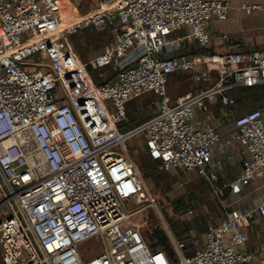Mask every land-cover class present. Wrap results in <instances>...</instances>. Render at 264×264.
<instances>
[{
	"label": "built area",
	"instance_id": "built-area-1",
	"mask_svg": "<svg viewBox=\"0 0 264 264\" xmlns=\"http://www.w3.org/2000/svg\"><path fill=\"white\" fill-rule=\"evenodd\" d=\"M228 8L224 0H99L80 15L65 0H0V264L252 260L241 250L244 226L264 216V201L246 210L221 202L223 219L207 225L190 255L172 236V254L151 247L131 220L142 207L163 210L127 149L141 134L142 151L163 171L194 172L218 198L264 176V106L235 117L221 111L218 125L206 121L210 104L235 109L233 89L264 85V48L182 52L185 40L206 46V22L225 20ZM240 9L264 17V1ZM86 28L111 37L82 61L70 37ZM185 73L210 85L172 98L169 76ZM148 93L151 115L125 128L127 105ZM235 164L240 174L219 184ZM128 202L138 207L130 211Z\"/></svg>",
	"mask_w": 264,
	"mask_h": 264
},
{
	"label": "rangeland",
	"instance_id": "rangeland-1",
	"mask_svg": "<svg viewBox=\"0 0 264 264\" xmlns=\"http://www.w3.org/2000/svg\"><path fill=\"white\" fill-rule=\"evenodd\" d=\"M65 2L69 7H74L80 15L99 4V0H65ZM83 35L85 34L82 33L72 37L71 43L77 46V54L80 59L87 61L101 51L108 38L106 34L93 35L90 36L91 39L87 42ZM90 72L93 80L102 82L97 77L96 70H90ZM190 75L191 73H185L184 75L171 74L167 84L169 95L175 97L191 90L194 85L190 84ZM207 85L209 86L210 84L203 83L200 87L197 85L194 89L198 90ZM244 95L242 91H236L232 95L236 103V107L232 112L228 107L223 109L218 104H210L208 114L211 115L210 113H212L214 114L213 117L216 118L219 112L226 111L227 113H232L235 117L253 108L264 106V88L259 91V100L255 104H250L248 100L243 99ZM151 98V94H144L127 105L128 121L124 124L125 128L133 127L151 115ZM132 117L136 118V120L130 122ZM143 140L144 135L141 134L127 142V149L139 168L140 165H144V163H141L144 154L142 151ZM144 167L145 169H140H142L146 187L164 205V208L161 213H157L149 207H142L141 211L131 216V220L142 225V231L147 237L149 244L155 242L151 234L157 227L167 236L169 244V236L183 240L186 244L184 253L186 255L190 254L195 248L200 246L201 236L205 232L207 225L213 223L217 215H223L224 210L221 201L225 194L219 198L216 197L209 184L194 172L178 171L176 173H166L158 164L154 163L144 165ZM136 207H138L136 203L128 202L126 208L132 211ZM190 208L193 209V214L188 216L186 211ZM85 249L90 253L93 247L91 244H86Z\"/></svg>",
	"mask_w": 264,
	"mask_h": 264
},
{
	"label": "crops",
	"instance_id": "crops-1",
	"mask_svg": "<svg viewBox=\"0 0 264 264\" xmlns=\"http://www.w3.org/2000/svg\"><path fill=\"white\" fill-rule=\"evenodd\" d=\"M224 1L229 4L227 18L225 20H219L213 17L206 22V30L209 34L207 45L200 47L192 40H185L182 47L183 53L221 55L229 52L249 53L253 50L264 48V17L261 11L256 9L251 14L247 15L240 9V5L243 2L254 4L264 0ZM182 33V30L176 32L177 35H181ZM190 81V84H193L194 87L188 91L196 90L194 88L197 85L200 87L199 84L192 81V78ZM210 114L211 115H207V123L218 125L223 122V116L220 115L221 112L216 115V118L213 117L214 114ZM240 172V164L226 165L224 172L219 174V184L228 183L237 177ZM224 194L221 202L228 204L233 202V206L241 210L252 208L257 203L264 201V176L250 182V184L243 187L238 194H230L228 188L224 190ZM222 219L223 215L219 214L213 223H218ZM244 231L248 243L246 241L245 246L241 248V250H246L252 255V260L245 264H264V216L255 214L252 221L244 226ZM204 233L201 236L200 246L204 240Z\"/></svg>",
	"mask_w": 264,
	"mask_h": 264
},
{
	"label": "trees",
	"instance_id": "trees-1",
	"mask_svg": "<svg viewBox=\"0 0 264 264\" xmlns=\"http://www.w3.org/2000/svg\"><path fill=\"white\" fill-rule=\"evenodd\" d=\"M82 33H84L85 35H83L84 37L83 38H85V40L87 41V42H89L90 41V39H91V37L90 36H96V35H101V34H106L107 35V38H108V40H107V42L106 43H108L109 42V40H110V37H111V35H110V33H109V31L108 30H104V31H99V32H97V31H91V30H89V29H82V30H79V31H77L75 34H73L71 37H70V40H71V38L72 37H74V36H77V35H80V34H82ZM86 34H88V35H86ZM77 38H79V37H77ZM105 43V44H106ZM76 45H78V44H76ZM74 46V48L76 49V47L77 46H75V45H73ZM104 47V46H103ZM103 49V48H102ZM101 49V50H102ZM76 52H77V49H76ZM94 82L96 83V84H100L101 82H99V81H95L94 80ZM264 88V85H261V86H255V87H239V88H235V89H233L232 91H231V94L232 95H234V93L236 92V91H242L243 92V94H245L244 95V98L243 99H245V100H248L249 101V103L250 104H255V102L256 101H258L259 100V91L261 90V89H263ZM262 97V96H261ZM258 108V107H257ZM254 109V108H253ZM128 115H130V113H128ZM130 117V116H129ZM136 120V118H131L130 119V122L131 121H135ZM140 122V121H139ZM141 123V122H140ZM139 124V123H138ZM141 163H144V165L146 166L147 164H151V163H154V164H158V162L157 161H155V160H152L151 158H149L145 153L143 154V158H142V161H141ZM144 165H140V168H144L145 169V167H144ZM142 169H140V170H142ZM165 172V171H164ZM167 173V172H166ZM162 204V203H161ZM163 205V204H162ZM163 208H164V205H163ZM152 235V238H154L155 239V242L154 243H152V244H150V246L151 247H157V246H159V247H161V248H163L165 251H167L169 254H172V249H171V247H170V244H169V242H168V238H167V236L164 234V232L161 230V229H159V228H157V227H155V229H154V232H153V234H151ZM185 243V242H184ZM185 246H186V244H185ZM185 249H186V247H185ZM193 252V251H192ZM192 252L190 253V254H192ZM190 254H187V255H190Z\"/></svg>",
	"mask_w": 264,
	"mask_h": 264
},
{
	"label": "bare ground",
	"instance_id": "bare-ground-1",
	"mask_svg": "<svg viewBox=\"0 0 264 264\" xmlns=\"http://www.w3.org/2000/svg\"><path fill=\"white\" fill-rule=\"evenodd\" d=\"M11 141V139H9L7 142Z\"/></svg>",
	"mask_w": 264,
	"mask_h": 264
}]
</instances>
